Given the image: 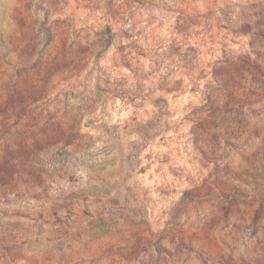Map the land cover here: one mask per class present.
<instances>
[{
    "label": "rangeland",
    "instance_id": "374dc122",
    "mask_svg": "<svg viewBox=\"0 0 264 264\" xmlns=\"http://www.w3.org/2000/svg\"><path fill=\"white\" fill-rule=\"evenodd\" d=\"M0 264H264V0H0Z\"/></svg>",
    "mask_w": 264,
    "mask_h": 264
}]
</instances>
